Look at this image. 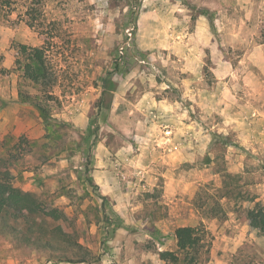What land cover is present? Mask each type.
Here are the masks:
<instances>
[{"label": "rangeland", "instance_id": "1", "mask_svg": "<svg viewBox=\"0 0 264 264\" xmlns=\"http://www.w3.org/2000/svg\"><path fill=\"white\" fill-rule=\"evenodd\" d=\"M0 170L45 209L11 221L30 242L0 231V264H186L180 226L202 264H264V0H17Z\"/></svg>", "mask_w": 264, "mask_h": 264}, {"label": "trees", "instance_id": "2", "mask_svg": "<svg viewBox=\"0 0 264 264\" xmlns=\"http://www.w3.org/2000/svg\"><path fill=\"white\" fill-rule=\"evenodd\" d=\"M16 9L17 0H0V16L9 17ZM20 15L22 16V12ZM30 24L34 25L33 22ZM33 62L36 64V67L32 72V76L37 80L45 79L48 75V68L42 48L35 49V59ZM8 173L0 170V231L20 233L19 228L11 224L12 220L30 215H34V219L36 220L37 217L45 214V209L35 193L24 191L14 186ZM248 219L253 228L264 231V204L259 201L255 202L254 206L248 210ZM59 229L63 235H67L61 228ZM35 230L30 227L26 228V232L20 233L19 236H24L26 242H30V238L27 235ZM175 237L179 250L185 253L186 264H202L199 261V254L204 248L202 242L204 238L199 234V229L194 226H180L175 230ZM46 239L45 246L51 250H55L56 246L54 242L48 238ZM160 256L164 260L177 261L179 259V256L170 250L161 251ZM60 257L64 260L70 258L67 255H61ZM79 261L86 260L82 258Z\"/></svg>", "mask_w": 264, "mask_h": 264}, {"label": "built area", "instance_id": "3", "mask_svg": "<svg viewBox=\"0 0 264 264\" xmlns=\"http://www.w3.org/2000/svg\"><path fill=\"white\" fill-rule=\"evenodd\" d=\"M170 132H171V130H167V134L170 133Z\"/></svg>", "mask_w": 264, "mask_h": 264}]
</instances>
